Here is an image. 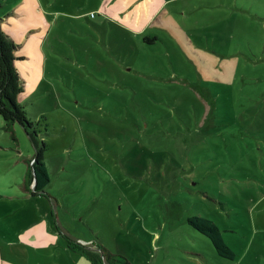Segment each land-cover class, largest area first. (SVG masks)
Segmentation results:
<instances>
[{"label": "rangeland", "instance_id": "obj_1", "mask_svg": "<svg viewBox=\"0 0 264 264\" xmlns=\"http://www.w3.org/2000/svg\"><path fill=\"white\" fill-rule=\"evenodd\" d=\"M99 2L0 0L25 51L34 27L46 33L18 104L42 122L50 185L29 197L34 146L20 125L0 128V192L23 197L9 223L62 238L40 264L87 262L66 256L68 237L130 264H264V0H137L140 32L129 17L90 19ZM191 217L214 222L232 260Z\"/></svg>", "mask_w": 264, "mask_h": 264}, {"label": "crops", "instance_id": "obj_2", "mask_svg": "<svg viewBox=\"0 0 264 264\" xmlns=\"http://www.w3.org/2000/svg\"><path fill=\"white\" fill-rule=\"evenodd\" d=\"M32 1V0H31ZM137 0H101L99 2V10L96 12H91L90 19L97 20L101 14H104V17L113 20H121L124 19L126 22L129 18L130 21L133 22V26L137 29V14L134 15L130 11V7L136 3ZM27 12V11H25ZM34 12H37L35 10ZM96 12V13H95ZM94 14V16H92ZM123 14L124 16H121ZM4 19V18H3ZM104 26L103 22L94 23L95 30H97L102 35L107 31L102 29ZM42 27H34L32 31H30V36L28 42H30L33 38V42L31 44L32 48L30 50L25 51V46L22 45L14 36L6 33L14 42L19 45V49L17 54L23 57V60H19L15 62V67L18 70L21 79L24 82V92L19 96V100L24 103L26 99V95L29 91L28 89V81L31 80L30 76L24 72L22 65L25 64L29 59H31V55H35L37 52L43 55V43L45 39V34H41ZM139 29V30H138ZM138 32L141 31L142 28H138ZM104 36V35H103ZM148 37V36H146ZM145 38V37H144ZM30 51V54H26V52ZM37 51V52H36ZM37 66V73L33 74L34 80H39L41 77L45 76L43 70L45 67L42 65V59ZM40 81L35 83L34 89L38 88ZM0 128L5 130V121L0 116ZM34 156V155H33ZM33 156L31 158H33ZM30 158V159H31ZM29 159V160H30ZM29 177V167L25 176V181H28ZM30 183V180L28 181ZM28 197V196H27ZM31 198H38L36 195H30ZM23 197L17 195H10V193H2L0 192V203L4 204V209H0V238L4 241V243L0 242L1 249V260L0 263L5 264L8 263L6 260H16L19 258L22 263L21 264H40V262H36L35 254L41 257V251L53 250L55 248L59 251L63 252V242L62 238L58 237L55 233L53 235L52 229L47 225L46 222L43 223L42 226H37L39 222H34L31 219H27V216L23 219V221L13 220L9 223L11 217L9 216L12 210V201L14 199H22ZM25 198V197H24ZM0 204V205H1ZM1 207V206H0ZM88 243H84L86 245ZM10 245L12 246L10 250H7L3 246ZM90 250V249H89ZM31 253V256H30ZM66 256L76 259L75 257L78 255L83 257L87 262H83L84 264H91L90 261L84 257L83 255L72 251L69 247L66 250Z\"/></svg>", "mask_w": 264, "mask_h": 264}, {"label": "trees", "instance_id": "obj_3", "mask_svg": "<svg viewBox=\"0 0 264 264\" xmlns=\"http://www.w3.org/2000/svg\"><path fill=\"white\" fill-rule=\"evenodd\" d=\"M2 21L3 18L0 16V116L5 121V130L7 132H12L16 125H20L30 138L35 149L33 158L29 160L30 186L33 185L32 195L35 196L38 193L45 195L50 185L45 164L47 145L44 141L40 142L39 132L36 131L38 126L42 125V122H32L28 119L23 106L18 104V98L24 92V82L15 67V62L24 58L17 54L19 45L2 30ZM154 39L155 37H145L144 41H153ZM189 224L210 238L215 251L220 257L233 259V251L224 242L219 228L213 221L191 217ZM68 245L72 251L86 257L91 264H114V262L130 264L125 259H123L124 261L122 258L116 259V256L108 254L104 249H101V254H96L69 237Z\"/></svg>", "mask_w": 264, "mask_h": 264}, {"label": "built area", "instance_id": "obj_4", "mask_svg": "<svg viewBox=\"0 0 264 264\" xmlns=\"http://www.w3.org/2000/svg\"><path fill=\"white\" fill-rule=\"evenodd\" d=\"M92 16H94V14H92Z\"/></svg>", "mask_w": 264, "mask_h": 264}, {"label": "water", "instance_id": "obj_5", "mask_svg": "<svg viewBox=\"0 0 264 264\" xmlns=\"http://www.w3.org/2000/svg\"><path fill=\"white\" fill-rule=\"evenodd\" d=\"M36 177V176H35Z\"/></svg>", "mask_w": 264, "mask_h": 264}]
</instances>
